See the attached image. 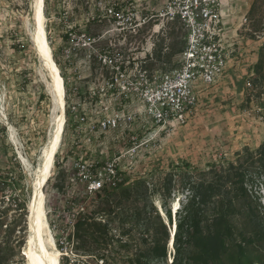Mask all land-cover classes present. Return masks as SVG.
Returning <instances> with one entry per match:
<instances>
[{
	"label": "rangeland",
	"instance_id": "1",
	"mask_svg": "<svg viewBox=\"0 0 264 264\" xmlns=\"http://www.w3.org/2000/svg\"><path fill=\"white\" fill-rule=\"evenodd\" d=\"M132 2L131 7L150 17L163 7L165 0ZM254 2L229 0L227 33L234 43V52L225 76L203 89L197 115L187 124L171 127L158 136L140 137L135 145L140 156L134 163L130 182L139 176L148 180L155 191V205L167 223L172 221L173 229L184 215L188 200L182 177L174 175L177 165L182 161L190 163L189 171L200 178L204 170L212 167L225 169L231 162L237 165L239 156L245 158L248 151L255 155V161L247 163L248 188L252 191L253 208L264 216V158L257 153L264 142V79L253 80L254 65L264 45V0H259L251 14ZM35 4L36 0H0V179L3 181L0 185V264H28L25 250L31 235L30 201L42 152L54 128L50 71L34 40ZM107 4L108 0H45L47 36L54 59L61 62L58 66L66 89L65 131L44 188L49 230L62 251L61 264H133L137 255L146 254L148 245L142 226L132 227L135 205L127 199L117 206V216L105 212L99 215L103 220H111L113 233L124 239V244L116 238L111 245L101 246L106 247L103 249L107 255L105 262L97 261L92 252L77 249L75 240L70 244L61 242L73 234V222L80 211H95L101 205L97 195H67L65 187L73 158L91 156V153L111 158L127 154L134 146L129 136L124 134V138L116 131L96 142L86 141L67 114L69 104L77 100L69 89L75 86L85 89L83 77L89 74L83 60L77 57L71 62L63 54L67 29L72 26L93 34L111 30V20L99 16ZM130 38L135 41L138 52L149 50L148 67L168 69L176 64L182 50L183 31L177 23H161L150 18L140 34ZM160 54L162 60H159ZM136 130L142 135L140 128ZM58 161L61 166L57 165ZM172 176V193L168 198L167 181ZM5 191L12 195L10 202L5 200L6 204ZM234 219L239 227L246 222L243 216ZM229 226L232 227L221 224L228 231ZM91 249L97 250L96 246ZM174 254L175 246L169 240L167 260L162 264H172Z\"/></svg>",
	"mask_w": 264,
	"mask_h": 264
},
{
	"label": "built area",
	"instance_id": "2",
	"mask_svg": "<svg viewBox=\"0 0 264 264\" xmlns=\"http://www.w3.org/2000/svg\"><path fill=\"white\" fill-rule=\"evenodd\" d=\"M132 1L108 0L99 16L111 20L109 31L67 29L63 54L71 62L83 60L89 72L83 77L85 89H70L77 97L68 108L75 129L90 142L116 131L129 136L134 145L127 154L111 158L92 153L73 158L67 195H103L125 184L140 156L135 147L140 137L158 136L190 122L201 105L203 89L220 81L229 68L234 52L227 33L229 0H165L150 17L131 7ZM150 18L177 23L183 31L184 46L168 69L148 67L149 50L138 52L130 38L138 36ZM11 196L5 191L4 202Z\"/></svg>",
	"mask_w": 264,
	"mask_h": 264
},
{
	"label": "trees",
	"instance_id": "3",
	"mask_svg": "<svg viewBox=\"0 0 264 264\" xmlns=\"http://www.w3.org/2000/svg\"><path fill=\"white\" fill-rule=\"evenodd\" d=\"M258 2L255 0L251 14ZM181 43L183 48L184 40ZM158 57L163 59L161 54ZM56 62L61 66L59 59ZM257 79H264V45L260 47L254 65L253 80ZM67 114L71 118L69 111ZM257 151L259 157L264 158V142ZM249 161H255L251 151L245 158L239 156L237 165L231 162L225 169L212 167L204 170L200 178L189 171L190 163L182 161L177 165L178 171L174 175L182 177V188L188 191V200L184 215L177 223L172 264H264V216L253 208V195L248 188ZM57 165L61 166V162L58 161ZM130 181L131 177H128L118 189L97 195L101 200L99 209L80 211L74 221L73 234L61 240L62 244L75 240L77 249L92 252L97 261L102 259L105 262L107 255L103 249L106 247L101 246L111 245L116 238L124 244V239L113 233L111 220H103L99 215L105 212L117 216V206L127 199L135 205L132 227L142 226L148 243L146 254L137 255L133 264H162L167 260L172 221L167 223L155 205V191L147 179L139 176ZM172 181L173 176L167 181L165 195L168 198L172 193ZM167 211L171 219L170 208ZM238 216L246 220L241 227L235 223L234 218ZM222 223L232 227L225 230ZM95 246L97 250L91 249Z\"/></svg>",
	"mask_w": 264,
	"mask_h": 264
},
{
	"label": "bare ground",
	"instance_id": "4",
	"mask_svg": "<svg viewBox=\"0 0 264 264\" xmlns=\"http://www.w3.org/2000/svg\"><path fill=\"white\" fill-rule=\"evenodd\" d=\"M35 44L44 64L50 71V90L53 96L54 128L47 147L42 152L41 165L37 171L35 187L30 201L31 235L28 240L25 256L28 264H61L62 251L57 248L55 237L50 232L48 214L45 206V186L54 165V158L59 149L66 125V89L60 67L53 57L46 30L45 0H36L35 4ZM23 157V156H22ZM175 229L171 226L173 235L170 244L174 245Z\"/></svg>",
	"mask_w": 264,
	"mask_h": 264
},
{
	"label": "water",
	"instance_id": "5",
	"mask_svg": "<svg viewBox=\"0 0 264 264\" xmlns=\"http://www.w3.org/2000/svg\"><path fill=\"white\" fill-rule=\"evenodd\" d=\"M172 235H173V231H172Z\"/></svg>",
	"mask_w": 264,
	"mask_h": 264
}]
</instances>
